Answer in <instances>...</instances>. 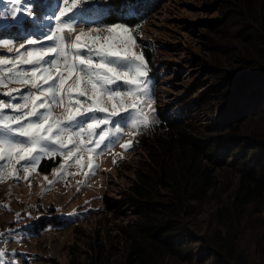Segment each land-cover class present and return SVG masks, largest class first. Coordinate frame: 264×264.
I'll return each mask as SVG.
<instances>
[{
    "label": "trees",
    "instance_id": "obj_1",
    "mask_svg": "<svg viewBox=\"0 0 264 264\" xmlns=\"http://www.w3.org/2000/svg\"><path fill=\"white\" fill-rule=\"evenodd\" d=\"M167 1L137 0L134 16L102 23L141 28ZM110 3L116 8L119 0ZM203 7L219 15L197 23L212 56L194 54L207 73L198 83L211 82L141 130L145 156L135 177L119 196H103L105 210L128 222L114 236L98 234L84 251L73 249L70 264H264V0H210ZM2 29L15 37L11 25ZM141 47L152 63L157 49ZM55 220L44 216L29 229L39 235L64 225Z\"/></svg>",
    "mask_w": 264,
    "mask_h": 264
},
{
    "label": "snow or ice",
    "instance_id": "obj_2",
    "mask_svg": "<svg viewBox=\"0 0 264 264\" xmlns=\"http://www.w3.org/2000/svg\"><path fill=\"white\" fill-rule=\"evenodd\" d=\"M6 5L0 20H10L16 35L5 37L0 28V96L8 98H0V182L30 175L45 158L60 155L70 162L80 149L89 152L86 175H93L98 167L93 157L118 142L121 123L131 117L134 136L154 122L150 69L142 52L133 50L140 28L102 23L109 16H134L137 0H119L116 8L110 0H6ZM13 83L20 87H10ZM132 143L121 147L129 150ZM66 166L61 164L57 179Z\"/></svg>",
    "mask_w": 264,
    "mask_h": 264
},
{
    "label": "rangeland",
    "instance_id": "obj_3",
    "mask_svg": "<svg viewBox=\"0 0 264 264\" xmlns=\"http://www.w3.org/2000/svg\"><path fill=\"white\" fill-rule=\"evenodd\" d=\"M209 2L168 0L140 28L139 40L136 38L138 46L133 50L144 55L141 45L151 44L157 49L153 62L146 60L150 69L151 107L155 109L151 118L154 122L160 120V112L166 107L172 105L177 109L176 105L184 102L185 94L200 90L199 86L211 82L208 78L198 83L207 73L194 56L212 60V56L206 57L208 48L203 47L207 45L208 34L197 24L202 19L219 16L215 10L209 13L210 10L203 7ZM6 8V0H0V11ZM6 24L11 25L10 20H0V28ZM186 58L191 60L186 61ZM154 76L160 81L156 88ZM191 85L195 88L188 91ZM10 87L19 88L20 85L13 83ZM0 98L8 99L5 96ZM55 111L58 115L61 109ZM130 123L131 117L121 123L123 133L117 138L118 142L93 157L98 167L91 176L86 175L89 172V152L80 149L70 162L64 161L60 155L45 158L35 171L29 170L30 175L21 173L20 180L6 178L0 182V204L9 206L0 207V233H4L0 236V250L5 253L0 257V264H54V260L59 264H70L73 249L84 251L88 248L87 242L98 234L114 236L117 226L128 222V217L105 210L103 196L106 193L119 196L135 177L134 168L145 156L139 142L142 132L140 130L133 136L135 130L129 127ZM129 140L133 141L132 147L124 150L121 144ZM72 148L69 145V149ZM67 154L65 150L63 156ZM77 159L81 164L76 163ZM62 163L67 164L63 169L65 174L57 179ZM50 181L55 182L49 186ZM44 216H50L55 222V218L59 219L64 225L56 223L62 226H49L41 234H34L30 225Z\"/></svg>",
    "mask_w": 264,
    "mask_h": 264
},
{
    "label": "clouds",
    "instance_id": "obj_4",
    "mask_svg": "<svg viewBox=\"0 0 264 264\" xmlns=\"http://www.w3.org/2000/svg\"><path fill=\"white\" fill-rule=\"evenodd\" d=\"M84 26H86V27H87V26H90V25H89V24H84Z\"/></svg>",
    "mask_w": 264,
    "mask_h": 264
}]
</instances>
